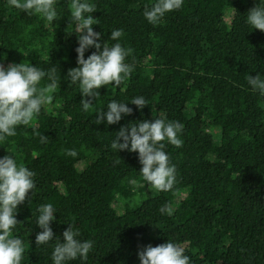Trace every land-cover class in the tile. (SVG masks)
<instances>
[{
	"label": "trees",
	"instance_id": "trees-1",
	"mask_svg": "<svg viewBox=\"0 0 264 264\" xmlns=\"http://www.w3.org/2000/svg\"><path fill=\"white\" fill-rule=\"evenodd\" d=\"M88 2L101 43H115L111 31L122 30L134 71L120 87L98 89L85 112L79 88L65 79L78 67L69 0H59L52 23L0 0V65L56 67L61 78L53 102L0 143V158L13 155L35 173L36 195L18 206L13 232L25 244L21 264H51L52 247L35 244L45 203L57 210L51 227L61 242L72 223L93 243L86 261L71 264H140L139 251L168 241L190 264H264V97L247 83L249 75L264 78V32L246 23L258 0H184L157 25L143 16L155 0ZM138 96L143 110L129 103ZM112 100L129 103L132 114L94 124ZM154 118L183 125L182 144L164 149L176 168L167 192L143 180L138 153L110 147L121 127ZM164 205L171 214L159 211Z\"/></svg>",
	"mask_w": 264,
	"mask_h": 264
},
{
	"label": "clouds",
	"instance_id": "clouds-1",
	"mask_svg": "<svg viewBox=\"0 0 264 264\" xmlns=\"http://www.w3.org/2000/svg\"><path fill=\"white\" fill-rule=\"evenodd\" d=\"M59 0H9V5L29 16H37L48 23L57 20ZM184 0H155L145 6L143 16L148 23L157 25L166 14L180 10ZM71 33L78 37L76 49L78 67L70 69L65 77L70 85L80 90L82 110L89 112L96 101H99L102 86L120 87L134 71V66L126 62L132 50L123 47L119 42L122 30L111 31L109 40L101 43V35L94 31L92 13L95 8L88 0H69ZM246 23L254 30L264 32V0H258L257 6L246 15ZM95 48V52L85 59V52ZM60 72L56 67L47 71L25 64H12L6 69L0 65V143L17 135V128L30 126L40 115L42 109L54 100V93L60 84ZM247 83L251 90L264 97V78L257 74L249 75ZM143 110L147 105L142 96L134 97L129 102ZM129 103L112 100L106 108L96 110L94 124L106 126L118 124L122 117L130 116L132 108ZM183 125L178 121L165 118L147 119L143 122L129 123L116 132L111 142V149L116 152L128 150L138 153L142 165L139 174L148 185L156 191L167 192L174 188L176 168L170 163L165 152L166 144L179 147V138ZM45 138L41 137V143ZM76 157L74 149L65 153ZM35 173L13 155L0 158V264H21L25 255V244L22 239L13 236L18 226L16 215L18 206L23 204L31 192L36 195ZM159 211L171 214V207L162 206ZM57 210L52 204H42L38 208L35 225L41 229L35 236L36 246L52 247L51 264H71L76 260L86 261L93 249L91 241L80 239L78 226L68 223L63 232V242L55 236L51 227L56 220ZM140 264H190V257L184 254L183 248L171 241L158 246H147L138 252Z\"/></svg>",
	"mask_w": 264,
	"mask_h": 264
}]
</instances>
